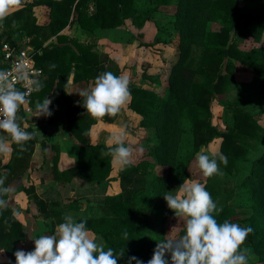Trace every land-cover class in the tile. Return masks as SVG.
<instances>
[{
    "label": "trees",
    "instance_id": "obj_1",
    "mask_svg": "<svg viewBox=\"0 0 264 264\" xmlns=\"http://www.w3.org/2000/svg\"><path fill=\"white\" fill-rule=\"evenodd\" d=\"M156 1L167 5L174 3L178 7L177 16H186V29L181 37L184 43L175 59L176 65L169 78L166 96L135 86L130 87L129 91L132 96L131 108L142 117V128L155 132L153 139L147 143L150 154L158 162L167 165L169 172L166 176H154L151 162L131 163L119 173L122 192L107 196L98 205L95 215L83 218L87 220V229L103 238L106 249L112 248L118 258L123 253L118 264H127L131 257H137L144 264L151 259L161 239H147L146 235L163 233V223L169 213L163 195L170 191L173 181L177 180L181 185L190 178L189 167L196 153L201 146L209 145L216 136L222 139L220 153L227 157V165H220L222 175L208 178L206 190L218 208L222 209L215 218L219 223L225 220L232 222V216L238 210L234 202L238 199L246 202L252 196L257 201L254 211H260L253 222L264 220V126L258 116L230 103L226 104L223 112L224 130L213 126L211 121L214 100L225 91L235 71L231 61L254 70L264 65V48L245 50L239 46L248 38L262 42L264 0ZM243 1L254 3L255 7L243 8L240 6ZM40 5L50 8V23L46 26L38 24L33 16L34 8ZM135 15L133 0H32L0 24V28H6L0 35V50L5 43L15 47L28 44L36 50V63L44 71L39 81L43 87L33 93L29 104L33 106L46 98L50 99L52 103L49 110L52 115L44 118L43 122L55 124L56 120L61 121L80 143L77 164L64 171L58 168L59 150L56 148L53 171L57 183L65 184L79 178L92 187H108L112 161L105 152L109 146L91 144L89 136L92 127L99 121L108 122L112 119L109 116L101 120L92 119L80 104L71 100L66 88L72 73H75V81L96 78L104 72L119 76V71L113 65L108 66L112 62L110 59L100 60L93 52L92 45L71 40L63 32L77 21L91 36L98 28L122 26L127 17ZM190 20L195 21V28L187 25ZM209 21L221 22L223 26L219 31H206L205 23ZM18 23H22L21 26L15 27ZM20 32L30 36L31 42L23 44L16 41L15 37ZM195 32L198 33V39L193 41ZM52 38H56L57 42L46 45ZM192 42L199 49L197 58L187 52ZM5 69L2 66L1 71ZM62 106H65V111L61 115ZM182 116L190 121L192 135V148L185 156H181L178 149L183 131L178 129L177 121ZM27 131L34 134L33 139L26 142L22 152L13 144L12 164L6 167L7 172L4 174L5 186L9 185L19 168L25 169L30 163L38 137L32 128ZM24 192L29 204L35 203L46 218L53 215L61 217L63 214L60 209L49 210L34 185L24 188ZM4 198L7 200L8 196ZM53 205L56 207L59 204L55 201ZM153 216L155 227L151 219ZM124 232L128 233L127 239L123 236ZM254 234L261 248L259 260L262 261L264 231L262 229ZM24 240L23 225L12 209L7 207L0 210V248L7 255V261L0 264H15L14 253L18 250V243Z\"/></svg>",
    "mask_w": 264,
    "mask_h": 264
},
{
    "label": "rangeland",
    "instance_id": "obj_2",
    "mask_svg": "<svg viewBox=\"0 0 264 264\" xmlns=\"http://www.w3.org/2000/svg\"><path fill=\"white\" fill-rule=\"evenodd\" d=\"M24 3L22 1L20 5H24ZM240 6L249 9L255 7V4L250 1H243L240 3ZM15 9L19 10L18 7ZM133 9L136 15L134 17H127L122 26L110 29L98 28L89 36L88 32L77 21H74L63 33L71 40L85 45H92L93 52L99 56L100 60L110 59L112 62L108 66L113 65L119 71V76H126L128 78L129 88L135 86L166 96L169 78L173 67L176 65L175 59L184 43L181 37L186 29V16L181 18L179 15L177 16L178 7L174 3L168 5L159 4L156 0H133ZM33 16L36 18L35 11H33ZM47 17L48 13L43 11L39 13V17L36 19L38 23L39 21L44 23ZM21 24L18 23V25L14 26L20 27ZM187 25L195 28V21L190 20ZM222 26L223 23L221 22L209 21L205 23V30L219 31ZM197 32L193 35V41L198 39L196 37L198 35ZM15 39L23 44L31 42V37L25 32L17 34ZM50 40L46 42V45L56 43L57 41L56 38L53 42H50ZM194 44V42L189 44L187 52L191 57L197 58L199 49ZM239 46L245 50L256 47L264 48V34L262 42L258 43L248 38L244 42L239 43ZM73 48L77 51L75 46ZM231 62L235 66V71L225 91L217 95L214 100L211 110L212 125L220 130L225 129L223 112L226 104L230 103L235 106L239 105L245 111L250 112L256 117L258 116L260 123L264 126V65L254 70L237 61L232 60ZM74 75L75 73H72L66 89L71 100L81 105L82 102L78 93L82 89H90L94 84L95 78L75 81ZM197 80L200 79L197 78ZM131 100L132 96L130 94L126 105L116 117H111V121H99L98 124L94 125L90 132L89 141L91 144L109 146L107 144L108 137L120 129H124L126 132L125 143L134 149L132 164L137 165L144 161L151 162L154 165L151 168V173H154V176H166L169 172V167L158 162L148 149L147 143L149 139H153L155 132L153 129L142 128V117L131 108ZM177 127L180 131H183L179 140V154L185 156L189 154L192 148L190 121L186 116H182L177 121ZM221 140V137L216 136L209 145L201 146L199 152L203 150L209 154L220 153ZM122 169L112 163L110 182L106 189L87 185L85 189L76 193L71 191L63 198L55 195L54 199L60 198V201L62 200L65 204L58 200L60 202L58 209L64 215L72 214L77 221L81 218L92 217L97 213L98 205L102 204L107 196H116L122 192L119 182V173ZM189 173L191 176L188 180L198 181L207 187L208 178L200 173L196 167L195 160L189 167ZM179 186L177 180L173 181L170 191H174ZM249 198L246 202H242L241 199L234 202L238 210L231 220L234 223H238L241 226H249L252 229L243 245L249 252V264H264V260H259L261 248L258 246V238H254V233L262 229L264 231V220L260 222L258 219L257 223L253 222L260 211L257 213L254 211L257 206L256 199L253 200L252 196ZM66 206H69V208L67 209ZM48 208L52 210L50 206ZM30 209L33 215H37L38 213V216L51 221V224L45 222L44 225V231L50 235L55 234L56 226L63 222L64 215L61 212H59L62 214L61 217L53 215L51 218H46L45 215L39 212L35 203L31 204ZM151 219L154 223L155 216ZM183 230L184 220L176 218L174 213L169 210L168 216H166L163 223V233L146 236L147 239L164 240L169 237L182 235ZM90 232L98 238L97 242H99V238L102 237L94 231L90 230ZM167 258L170 259V256Z\"/></svg>",
    "mask_w": 264,
    "mask_h": 264
},
{
    "label": "clouds",
    "instance_id": "obj_3",
    "mask_svg": "<svg viewBox=\"0 0 264 264\" xmlns=\"http://www.w3.org/2000/svg\"><path fill=\"white\" fill-rule=\"evenodd\" d=\"M22 0H0V23H2ZM54 67V65H53ZM15 79L27 81L33 90L39 91L43 85L37 80H28L20 64L14 70ZM78 95L81 106L94 120L105 116L116 117L130 98L129 80L126 76H116L104 72L95 78L90 89H82ZM27 102L26 93L13 83L11 73L0 71V156L11 154L15 144L22 152L26 142L33 139V133L26 131L17 122V113ZM52 101L46 98L36 104V114L51 116ZM124 129L110 135L105 152L114 165L121 168L133 162L134 149L125 143ZM195 164L200 173L211 178L222 175L220 165H227V157L221 153H196ZM6 175H0V210L7 208L4 198L12 193L11 186H5ZM169 210L176 218L184 220V233L157 242L153 255L147 264H249L248 249L243 247L252 232L251 227L225 220L219 223L215 218L222 211L213 201L205 184L185 180L174 191L163 195ZM87 220L77 221L72 214H65L63 222L56 226L55 234L34 238V250H17L15 264H118L120 257L112 248H105L102 238L94 236L86 227ZM125 239L128 233L124 232ZM170 256V260L167 258ZM144 264L137 257L129 258L127 264Z\"/></svg>",
    "mask_w": 264,
    "mask_h": 264
},
{
    "label": "crops",
    "instance_id": "obj_4",
    "mask_svg": "<svg viewBox=\"0 0 264 264\" xmlns=\"http://www.w3.org/2000/svg\"><path fill=\"white\" fill-rule=\"evenodd\" d=\"M32 0H26L29 3ZM24 3V4H25ZM20 5L18 8H23ZM18 9H14L15 12ZM42 10V11H41ZM36 18L39 13L47 12L48 17L44 23L39 21L40 25H48L50 23V8L46 5H40L34 8ZM12 12V13H13ZM6 30L3 26L0 28V35ZM55 38L50 40L53 42ZM57 42V41H56ZM49 43V42H48ZM47 43V44H48ZM2 51L0 50V71L2 69ZM67 91V89H66ZM68 92V91H67ZM36 105H30L26 102L19 112V124L26 131L33 129L38 137V142L34 146V153L27 168H19L9 181L13 191L8 195V206L12 209L14 216L22 223L24 228L25 240L19 242L18 250L32 251L34 250V238L41 235H50L44 231L45 222L51 224V221L42 216L33 215L30 211L31 204L28 202V197L24 192V188L34 185L37 194L50 206L51 208H59L60 198L66 196L67 193L74 191V193L85 189L88 185L79 178H75L72 182L65 184L57 183L53 171V159L56 155V148L59 150L58 168L60 171L67 170L74 167L78 162L80 143L74 138L72 134L67 132L66 127L59 122L55 124L44 123L43 119L47 116L38 117L36 114ZM65 111V106L60 108L61 115ZM12 151L8 157L0 156V175L6 174V167L12 164L13 159V144ZM24 172V173H23ZM82 186V187H80ZM55 195L60 198L54 199ZM60 202H59V201ZM58 202L56 207L53 202ZM64 204V203H63ZM65 205V204H64ZM7 261L5 251L0 248V263Z\"/></svg>",
    "mask_w": 264,
    "mask_h": 264
},
{
    "label": "built area",
    "instance_id": "obj_5",
    "mask_svg": "<svg viewBox=\"0 0 264 264\" xmlns=\"http://www.w3.org/2000/svg\"><path fill=\"white\" fill-rule=\"evenodd\" d=\"M2 51V66H5L6 72L11 73V78L14 85L20 90L26 93L27 102L36 91L33 90V86L27 81L20 82L15 79L17 73L14 70L18 65H23V71L27 74L28 80L40 81L44 76V71L40 68L35 60L36 50L25 44L22 47H15L9 43H5L1 49ZM23 106V105H22ZM21 106V107H22ZM20 107V109H21ZM17 113V122L19 123V112ZM3 133H0L2 135Z\"/></svg>",
    "mask_w": 264,
    "mask_h": 264
}]
</instances>
